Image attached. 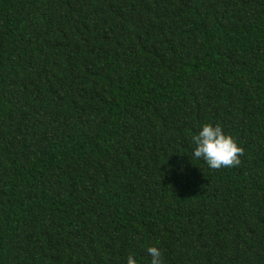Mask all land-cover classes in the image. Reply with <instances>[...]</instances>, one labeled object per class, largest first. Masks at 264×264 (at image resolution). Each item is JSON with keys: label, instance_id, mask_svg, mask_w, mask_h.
I'll return each mask as SVG.
<instances>
[{"label": "trees", "instance_id": "obj_1", "mask_svg": "<svg viewBox=\"0 0 264 264\" xmlns=\"http://www.w3.org/2000/svg\"><path fill=\"white\" fill-rule=\"evenodd\" d=\"M205 123L245 152L212 169ZM264 264V0H0V264Z\"/></svg>", "mask_w": 264, "mask_h": 264}, {"label": "clouds", "instance_id": "obj_2", "mask_svg": "<svg viewBox=\"0 0 264 264\" xmlns=\"http://www.w3.org/2000/svg\"><path fill=\"white\" fill-rule=\"evenodd\" d=\"M195 144L194 157L203 159L210 168H231L240 165V157L244 155V148L239 146L236 139L225 133L220 124L205 123L202 130L192 137ZM147 252L151 256V264H163L162 250L157 246H150ZM127 264H137V260L130 255Z\"/></svg>", "mask_w": 264, "mask_h": 264}]
</instances>
